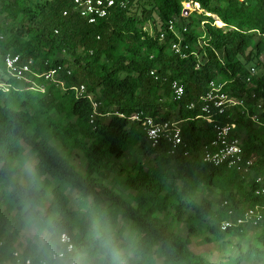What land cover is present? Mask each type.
<instances>
[{"label":"trees","instance_id":"16d2710c","mask_svg":"<svg viewBox=\"0 0 264 264\" xmlns=\"http://www.w3.org/2000/svg\"><path fill=\"white\" fill-rule=\"evenodd\" d=\"M121 1L89 23L74 0H0V264L40 262L35 244L21 241L32 196L96 264L98 231L114 235L127 264H264V220L252 238L242 225L221 228L264 204L256 194V179L264 178V74L253 85L244 79L250 62L262 63L264 0H193L204 12L187 16L183 0ZM155 14L160 29L152 33L147 24ZM9 54L30 60L39 76H12ZM51 68H59L55 80L40 75ZM174 79L185 88L181 99ZM213 80L226 81L225 90L244 98L248 109L231 108L214 122L199 117V107L189 109ZM82 84L86 91L77 95L73 87ZM140 111L157 121L181 120L184 143L174 154L167 140L152 146L142 121L131 119ZM216 122L236 124L232 136L253 158L250 170L204 161ZM26 146L37 163L22 182L17 161ZM129 149L143 155L130 169L119 168ZM67 187L84 198L80 208L71 206ZM121 218L129 225L126 238ZM201 234L203 243H213L209 253L192 248Z\"/></svg>","mask_w":264,"mask_h":264},{"label":"built area","instance_id":"2783aa9c","mask_svg":"<svg viewBox=\"0 0 264 264\" xmlns=\"http://www.w3.org/2000/svg\"><path fill=\"white\" fill-rule=\"evenodd\" d=\"M244 1V0H240ZM126 1H121L122 6H126ZM75 7L82 18H85L89 23H95L99 19L106 17L111 10L116 6V0H74ZM183 11L182 15L187 16L193 11L204 12L198 2L193 0H183ZM209 14V13H208ZM179 18H176V23ZM174 26L171 24V29ZM187 28L185 27L184 30ZM161 38H164V33L161 34ZM175 52H181L180 43H174L172 45ZM6 65L9 73L18 79H28V73H33L31 69V61H22L19 55L9 54L6 57ZM59 68H51L47 72L40 74L48 80H55L56 74ZM151 74L158 78L156 71L151 70ZM34 75L39 76L38 73ZM259 75V71L256 66H250L248 68V74L245 76V82L248 85H253L255 78ZM64 86V83L61 82ZM38 86V85H36ZM226 81H211L207 92L202 95L198 100L191 101L187 104L189 109H195L199 107L201 114L199 117L214 122L216 117L223 115L227 110L234 107H243L248 109V105L244 98H236L232 96L228 91L225 90ZM74 90L77 95L84 94L86 91L85 85L74 86ZM171 88L177 99H181L185 93L183 84L178 80L174 79L171 82ZM93 105L96 107L97 103L94 101L92 96H89ZM228 108V109H227ZM258 109L263 110V104H258ZM123 115V114H120ZM255 121H258V114L252 117ZM132 120L142 121L148 139L152 146H158L161 140H167L171 143L172 149L170 153L174 154L180 146L184 143L182 136V125L181 120H166L157 121L150 115H145L144 112H135L131 116ZM235 123L221 124L215 123V137L204 146V161L220 167L224 166L228 169H234L237 171H248L253 163V158H246L244 156L243 147L238 137L232 136V130L235 128ZM258 187L256 194L264 195V178L262 176L256 179ZM226 203V202H225ZM231 214L232 210L229 211ZM264 220V204H257L255 206L247 208L244 213L238 216L235 220L228 219L221 225L223 230H227L234 224L242 225L247 229L255 228ZM66 238L68 242L75 246L73 237L67 233ZM17 255V253H16ZM26 264H31V260L27 259Z\"/></svg>","mask_w":264,"mask_h":264},{"label":"clouds","instance_id":"9594fccd","mask_svg":"<svg viewBox=\"0 0 264 264\" xmlns=\"http://www.w3.org/2000/svg\"><path fill=\"white\" fill-rule=\"evenodd\" d=\"M25 211V227L31 230L33 243L41 254L39 264H96L95 260H86L76 251L35 196L26 200ZM95 239L99 264H127L123 250L112 233L98 231Z\"/></svg>","mask_w":264,"mask_h":264},{"label":"rangeland","instance_id":"374dc122","mask_svg":"<svg viewBox=\"0 0 264 264\" xmlns=\"http://www.w3.org/2000/svg\"><path fill=\"white\" fill-rule=\"evenodd\" d=\"M41 0H28V2H39ZM139 11H140V5L138 7ZM180 21V20H179ZM219 24V23H218ZM147 28L152 32L155 33L158 29H160L159 27V23H158V17L155 14L154 15V19L150 20L147 24ZM259 60L262 61V63L258 64L256 62V59L253 60L252 62H250L248 64V68L250 66H256L257 70L259 71V74H264V53L259 57ZM3 77V73H0V79ZM228 109V108H227ZM144 153V152H143ZM142 151L140 150H133V149H129L127 150V152L125 153V155L123 156V158L119 161L118 166L119 168H131L133 166V164L136 162L135 160H137L138 156H142ZM37 163V157L36 154H34L30 148L28 146H26V152L25 154L22 156V158L20 160L17 161V166H18V171L17 174L21 177V181L25 182L27 180V177L33 172L34 170V166ZM109 185L111 186H117V189H120V185H115L114 184V180H109L108 182ZM113 186V187H114ZM4 188L0 186V193L2 192ZM67 193L69 194V196L72 199V203L71 206L75 209L80 208V205L83 203L84 198L81 196L80 192H78L76 189L72 188V187H67ZM52 195L49 196V202L51 201V197ZM90 205H92V199H88ZM83 213L87 212V207H85L84 209H81ZM125 225V232H124V236L125 238L128 236L129 234V225H127L123 219H120V226ZM247 232V236L249 238L254 237L255 235V228H250L248 230H246ZM204 235H198L194 237V245H193V250H196L197 252L200 253H209L208 251L210 249H212L213 247V243H203L201 241V239L203 238ZM31 240L33 242L32 239V235H31V230L28 228H25L22 231L21 234V241L22 243L26 246L28 241ZM130 244L126 247V251L130 252ZM19 252H22V250L20 249ZM234 252V251H233ZM215 255H217V252H214ZM159 263L162 262V259L158 260ZM252 264H261V261L255 260Z\"/></svg>","mask_w":264,"mask_h":264},{"label":"bare ground","instance_id":"6f19581e","mask_svg":"<svg viewBox=\"0 0 264 264\" xmlns=\"http://www.w3.org/2000/svg\"><path fill=\"white\" fill-rule=\"evenodd\" d=\"M220 24L222 25L223 23H222V22H220Z\"/></svg>","mask_w":264,"mask_h":264}]
</instances>
